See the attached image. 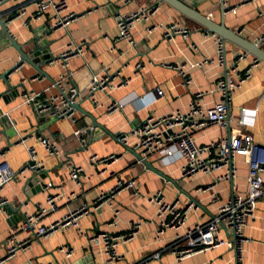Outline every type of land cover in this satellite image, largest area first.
Instances as JSON below:
<instances>
[{"label":"crops","instance_id":"0c3cea01","mask_svg":"<svg viewBox=\"0 0 264 264\" xmlns=\"http://www.w3.org/2000/svg\"><path fill=\"white\" fill-rule=\"evenodd\" d=\"M195 9L217 23L224 19L226 27L241 34L242 37L255 41L264 35V0H224L225 15L222 12V0H190ZM158 0H135L125 5L122 0H69L73 12L83 15L69 27L51 30L49 21L44 19L31 22L25 26L26 19L9 24L10 34L21 45L35 42H50L51 52L55 57L67 47L69 43L85 45L86 53L69 61L68 68L59 61L42 66L49 77L37 74L36 70L28 64L15 70L9 77V83L16 89H9V85L0 78V160L8 162L16 178L5 190V197L11 202L10 221L7 214H0V257L5 255L3 245L8 237L11 225L18 224L20 207L18 200L28 203L29 211H36V205L45 201L43 192L35 190L30 195L25 190V181L30 174L20 175L21 169L29 159L25 145H15L20 137L39 134L51 137L55 144L66 155L63 161L56 160L46 153L37 140V137L28 141V145L36 147L39 158L45 162V182L53 183L52 193L59 191V211L49 215L45 224H49L63 217L70 208L80 204H91L97 196L114 187L116 179L100 176L91 167L89 153L80 149V143L73 131L80 127L93 126L87 135L91 152L99 155L110 153L121 156L115 166L120 177L137 180L139 197H133L131 191L122 192L117 196L120 209L117 225L110 226L114 218L108 209L99 217H90L82 220L81 227L91 235L102 231L113 234L129 231L134 222H142L137 238L118 247L123 259L110 263L108 256L101 246L90 247L87 240L76 229H68L56 233L48 239L31 238L30 233L21 232L19 238L32 240L29 250L20 252L12 264H136L145 258H151L153 264H264V195L259 201L255 218L244 229L246 237L242 251L236 248L218 246L205 252L196 253L177 261L174 253L168 249L174 233L167 231L162 241H155L158 220L155 217V208L147 202V198L162 191L168 202L179 201L181 208L186 207L190 199L196 200L199 205L197 211H192L187 225L206 223L218 208L226 203L234 194L243 195L247 190L248 165L244 159H236L237 177L234 181L221 183L215 193L200 194L197 189L210 184L213 177L186 180L181 175V161H177L167 168L160 165L159 158H152L150 162L166 177L151 170H145L137 164V152L126 150L116 136L121 132H131L149 116H162L175 111H187L193 95L199 91H210L215 87L217 80L223 74L216 65L218 47L216 38L212 34L206 37L203 28L180 15L177 11L164 3H160L159 11L151 20L139 21L132 31L134 47L128 41H117L119 29L117 16L119 13H130L141 7H151ZM27 6L34 10L32 0H5L0 5V15L3 20L14 17L20 6ZM185 19L190 29L189 41L177 38L176 44L166 41L162 32L157 30L147 35L146 27L151 24H167ZM1 32V28H0ZM1 34V33H0ZM0 37V77L12 69L18 62L20 54L9 44H4ZM194 45L196 51L190 47ZM228 57L238 55L237 47L227 43ZM29 51L31 45L25 46ZM209 57L215 63L208 64L203 69L191 70L193 83L187 87L178 70L162 65L148 66L147 70L139 76L134 75L135 66L139 62H169L179 66L187 60L197 62L199 59ZM250 60V59H249ZM249 62H246V66ZM122 70L124 78L131 77L128 87L111 93H99L100 105L94 107L89 97V84L94 75L108 73L114 74ZM64 75V77H63ZM66 78V80L64 79ZM79 89L81 97L78 100L76 124L71 121L55 119L38 115L33 104H25L26 94H39L45 97V90L52 87L57 81L65 86L71 82ZM158 90L163 94L158 95ZM51 94L57 91L51 90ZM14 92L15 96L9 97ZM218 96L209 95L206 98L208 105H212ZM111 101L122 103L119 114L108 116L105 107ZM248 110L242 113V109ZM92 115L96 122L104 128L92 124ZM230 118L234 119L230 129L218 130L209 127L198 134L199 143H210L228 137L231 131L241 129L253 136L254 141L264 145V63H261L253 72V76L241 88L231 106ZM37 136V135H36ZM67 162L80 166L88 174L83 188L76 187L69 177ZM25 211V208H22ZM222 237L229 238V231H222ZM171 239V240H170ZM67 246L74 252L73 257L67 260L59 252L60 247ZM159 254L158 258H153Z\"/></svg>","mask_w":264,"mask_h":264},{"label":"built area","instance_id":"2783aa9c","mask_svg":"<svg viewBox=\"0 0 264 264\" xmlns=\"http://www.w3.org/2000/svg\"><path fill=\"white\" fill-rule=\"evenodd\" d=\"M125 5H129L135 0H122ZM250 1V0H246ZM5 0H0V4ZM34 10H29L27 6H20L16 14L7 23L9 33V24L26 19L25 26L31 22H38L44 19L49 21V27L53 30H59L69 27L72 23L79 20L83 15L72 11L69 0H32ZM160 8V2L151 7H141L139 10L130 13H119L117 16V27L119 34L117 41H128L129 45L134 47L132 40V31L135 25L141 21H149ZM157 30L162 32L166 41L176 44L177 38L189 41L191 37L190 29L185 24V19L172 23L151 24L146 27L147 35H152ZM206 37L209 32L203 30ZM12 35V34H11ZM216 38L218 55L216 65L222 70L223 74L217 80L214 88L210 91H197L191 100L189 109L185 112L175 111L162 116L147 117L138 127L131 132H121L116 138L117 141L128 151L137 152L140 159L137 158V164L148 170L144 162H150V159L159 160L163 168L181 161V175L183 179L193 180L211 176L213 180L210 184L201 186L197 192L203 195L215 193L216 188L223 182L234 181L237 177L236 159L241 157L248 165L247 190L243 195L234 194L231 199L221 205L210 220L206 223H196L188 226V220L192 211H197L200 207L196 200L190 199L186 207L181 208L179 201L168 202L162 191L147 198V202L155 208V217L158 220V228L155 241H162L167 231H172L174 237L168 249L172 251L177 261H182L186 257L205 252L218 246H227L230 249L236 248L238 253L242 251L243 243L246 240L244 229L248 227L249 222L255 218L257 205L264 195V145L256 143L252 135L241 129L231 131L228 137H223L218 141L210 143H199L198 134L209 127H215L218 130L230 129L234 122L230 118L231 106L239 90L251 79L254 70L262 63L250 56L245 51L238 48V55L228 57L226 44L217 35ZM13 36V35H12ZM254 43L264 47V35ZM196 51L194 45H190ZM86 53L85 45H76L69 43L60 53L57 61L64 68H68L69 61L75 57L83 56ZM250 59V60H249ZM249 62L246 66L245 63ZM215 63L214 59L204 57L197 62L186 61L176 66L172 63L163 61L157 62L150 60L139 62L135 66L134 75H142L151 65H162L164 67L178 70L183 78L184 85L189 87L193 83L191 70L203 69L205 65ZM64 77V75H63ZM66 80V78H64ZM132 82L131 77L124 78L122 70L114 73H102L94 75L89 84V97L94 107H102L97 97L99 93H111L124 87H128ZM51 90L57 91L51 94ZM45 97L41 99L39 94H26L25 104H33L38 115L48 116L55 119L71 121L72 126L76 124L78 115V100L81 97L79 89L71 82L65 86L62 81L52 84V87L45 90ZM163 91L158 90V95L162 96ZM209 95L218 96L212 105H208L206 98ZM122 103L111 101L106 107L105 112L108 116L119 114L122 111ZM242 113L248 110L243 108ZM91 125L80 127L73 131L74 136L80 143V149L89 153L91 167L98 172L100 176L108 175L116 179L114 187L101 192L91 204H80L70 208L67 213L58 220L45 224V219L59 211V200L61 193L59 191L52 193L54 185L51 182H45L44 179L38 182L41 185L42 192L45 195V201L36 205V211L31 212L27 209L28 203L18 200L21 208V220L19 223L11 225L8 237L3 245L5 255L0 257V264H12L13 260L20 252L29 250L32 245L30 238L20 239V233H30L31 238L48 239L56 233L68 229H76L82 235L90 247L98 246L108 256L110 263L123 259L118 247L121 244L128 243L137 238L139 228L142 222H134L131 229L125 233L113 234L108 231H102L97 235H91L84 231L81 222L90 217H99L108 209L114 218L110 226H116L120 209L117 204V196L125 191H131L133 197H139L137 180L120 177L115 171V166L120 161L121 156L110 153L99 155L91 152L87 135L92 130ZM37 135V136H36ZM37 137L39 145L45 149L46 153L53 156L56 160L63 161L66 155L60 147L55 144L51 137L31 134L20 137L15 145H25L29 153V159L20 171V175L37 174V176L46 174L45 162L39 158L38 150L28 141ZM5 156L1 153L0 159ZM69 167V177L76 187L83 188L88 174L80 166L67 162ZM16 175L10 168L8 162L0 160V214H7L12 220L10 211L11 202L5 197V190L15 180ZM25 211H22V208ZM222 231H229V238H223ZM171 240V239H170ZM59 252L69 260L73 257V250L67 246H62ZM160 255L155 254L153 258ZM136 264H153L151 258H145Z\"/></svg>","mask_w":264,"mask_h":264},{"label":"water","instance_id":"95a60500","mask_svg":"<svg viewBox=\"0 0 264 264\" xmlns=\"http://www.w3.org/2000/svg\"><path fill=\"white\" fill-rule=\"evenodd\" d=\"M160 3H164L177 11L180 15H182L187 20L194 22L201 26L205 31L217 35L219 38L223 40L225 44L229 43L246 53H248L250 56L254 57L258 61L264 63V47L260 44L254 43L253 41H250L244 37L241 36V34L229 29L226 27L224 19L221 23H217L210 19L209 17L203 15L202 13L198 12L195 9V6L192 4L190 0H158ZM224 3V0H222V4ZM4 3L0 4L3 5ZM225 5L222 6V12L225 15ZM8 20H3L0 15V28H1V34L0 37H2L4 40V44H9L12 47H14L18 53L20 54L19 62L9 71L4 73L0 78L4 79L7 84L9 85V89H16L12 85H10L8 77L17 69L21 68L24 64H28L31 67H33L37 74H41L43 76L49 77V75L42 69V66H46L48 64L54 63L58 59V57H55L51 52V46L50 42H40L38 38L34 39L35 42H28L25 45H21L17 43L15 38L9 33V29L7 26ZM31 45V49L27 51L25 49V46ZM15 96V93L12 92L11 96ZM80 107L78 106V109ZM87 116L91 117L92 124L96 127L104 128L101 125H99L95 118L87 114ZM137 158L140 159L139 155H136ZM146 167L159 174L163 177H166L162 172H160L158 169H156L152 163L144 162ZM46 175L37 176V174H32L29 177H27L25 181V190L30 195V192H33L35 190L38 192H42L41 185L38 184L40 180L45 179ZM167 178V177H166ZM20 213H21V208ZM8 212L9 209H8Z\"/></svg>","mask_w":264,"mask_h":264},{"label":"rangeland","instance_id":"374dc122","mask_svg":"<svg viewBox=\"0 0 264 264\" xmlns=\"http://www.w3.org/2000/svg\"><path fill=\"white\" fill-rule=\"evenodd\" d=\"M227 51H229V50H227Z\"/></svg>","mask_w":264,"mask_h":264}]
</instances>
